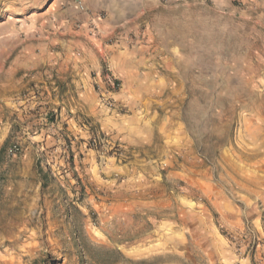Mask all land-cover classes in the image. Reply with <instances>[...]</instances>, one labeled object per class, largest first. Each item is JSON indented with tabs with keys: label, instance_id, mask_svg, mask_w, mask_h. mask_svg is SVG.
<instances>
[{
	"label": "rangeland",
	"instance_id": "rangeland-1",
	"mask_svg": "<svg viewBox=\"0 0 264 264\" xmlns=\"http://www.w3.org/2000/svg\"><path fill=\"white\" fill-rule=\"evenodd\" d=\"M3 147L0 264H264V0H0Z\"/></svg>",
	"mask_w": 264,
	"mask_h": 264
},
{
	"label": "crops",
	"instance_id": "crops-1",
	"mask_svg": "<svg viewBox=\"0 0 264 264\" xmlns=\"http://www.w3.org/2000/svg\"><path fill=\"white\" fill-rule=\"evenodd\" d=\"M257 196H260V198L264 201V191H261V190L257 191L256 192V197Z\"/></svg>",
	"mask_w": 264,
	"mask_h": 264
},
{
	"label": "trees",
	"instance_id": "trees-1",
	"mask_svg": "<svg viewBox=\"0 0 264 264\" xmlns=\"http://www.w3.org/2000/svg\"><path fill=\"white\" fill-rule=\"evenodd\" d=\"M3 151H4V147L0 149V155L3 153ZM42 172H43V171L39 168V169H38V173H39V174H43Z\"/></svg>",
	"mask_w": 264,
	"mask_h": 264
}]
</instances>
